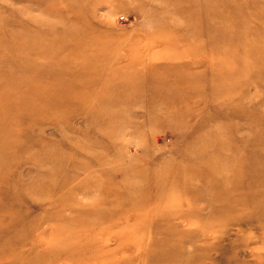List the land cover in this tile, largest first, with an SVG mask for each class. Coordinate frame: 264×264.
<instances>
[{
    "label": "rangeland",
    "instance_id": "1",
    "mask_svg": "<svg viewBox=\"0 0 264 264\" xmlns=\"http://www.w3.org/2000/svg\"><path fill=\"white\" fill-rule=\"evenodd\" d=\"M0 264H264V0H0Z\"/></svg>",
    "mask_w": 264,
    "mask_h": 264
}]
</instances>
